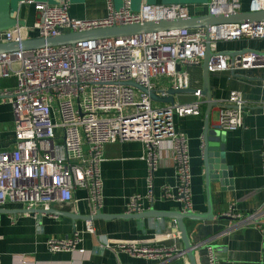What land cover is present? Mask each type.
I'll return each instance as SVG.
<instances>
[{"label": "built area", "instance_id": "1", "mask_svg": "<svg viewBox=\"0 0 264 264\" xmlns=\"http://www.w3.org/2000/svg\"><path fill=\"white\" fill-rule=\"evenodd\" d=\"M108 14L99 20H80L70 14V0L60 4L23 0L18 4L17 24L0 31V44L21 43L31 38L58 37L69 32H85L113 26H128L159 21H184L190 18L187 5L144 3L132 11V0H106ZM36 15L31 25L24 9ZM213 16L236 15L242 0H210ZM250 12L264 11V0H251ZM210 73L264 69V51H250L237 57L216 52L219 41L264 39V21L222 24L210 27ZM207 30L175 29L132 36L81 41L74 45L45 46L0 54V79H14L11 87L0 89L3 103L12 107V147L0 151V206L7 202L31 210L49 211L52 205L74 201L75 192H86V200L95 216L103 207L104 183L101 165L109 144L140 142L141 160L147 164V193L130 197L126 214H140L147 203L155 201L154 174L164 158L174 162L177 192L165 188L162 200H175L181 212L191 210V169L189 142L178 132L175 119L201 115L202 90L186 104L153 106L150 96L126 83L154 89L153 79L170 77L174 89L190 88V74L179 70L180 64L201 65L206 56ZM246 101L239 91H232L219 102L218 126L224 132L244 128ZM264 107V103H262ZM264 158V150L262 152ZM226 213L241 226H252L264 235V204L252 213L243 214L233 207ZM92 221L84 231L70 237L49 238L52 253L75 252L84 235L94 234ZM111 249V245H105ZM133 257L165 263L183 256L173 247L140 245L126 242L115 246ZM208 264H219L216 251L207 247ZM0 264L2 255L0 254ZM14 264H33L20 257Z\"/></svg>", "mask_w": 264, "mask_h": 264}, {"label": "crops", "instance_id": "2", "mask_svg": "<svg viewBox=\"0 0 264 264\" xmlns=\"http://www.w3.org/2000/svg\"><path fill=\"white\" fill-rule=\"evenodd\" d=\"M18 4L23 0H15ZM44 3H61V0H36ZM122 1V0H121ZM183 4L189 7L190 17L207 15L210 0H132V11L138 12L144 3L151 5ZM251 0H242L240 13L250 12ZM115 8L116 3L114 0ZM123 4V3H122ZM70 14L80 20H99L107 16L106 0H70ZM28 24L36 13L24 9ZM33 21L30 23V20ZM264 51V39L219 41L216 52L243 53ZM245 52V53H247ZM203 62V61H202ZM179 70L190 74V89H203L204 77L200 65L180 64ZM14 79H0V89L11 87ZM154 89H170V77L153 79ZM209 85L213 107L210 109L209 126H218L219 102L228 99L232 91L242 93L245 105L244 128L225 135L226 159L231 167L232 187L222 190L220 183L211 184V200L214 221L185 219L190 242L196 249L197 264H208L207 247L215 249L219 264H264V235L252 226H241L235 221L218 220L231 207L243 214L252 213L264 204V69L235 70L210 73ZM176 104L195 100L192 93L175 96ZM153 106L169 105L153 101ZM207 99L203 96L201 115L176 118L175 126L189 142L192 212H208L207 180L203 166L202 150ZM14 115L11 105L0 97V151L8 150L13 143ZM140 142H118L105 147L101 174L104 183V203L101 209L105 218L92 221L94 234L84 235L77 249L85 253L61 252L52 254L47 250L49 238L70 237L75 230L84 231V219L92 214V206L86 200V192L77 190L73 202L52 205L47 212L38 207L27 210L22 205L7 202L0 206V254L3 264L17 263L20 257L33 264H190L186 255L165 263L133 257L117 250L115 246L126 242L140 245H156L183 250L181 235L171 218L136 220L132 217H117L126 214L129 199L134 194L147 193V164L141 160ZM155 201L147 203L145 211L155 209L171 215L181 210L175 200H162V190L177 192V177L174 162L166 157L154 174ZM35 211V212H34ZM40 211H44L40 213ZM54 211L56 214L51 213ZM34 212V213H30ZM69 216H74L71 219ZM113 217V218H111ZM116 217V218H115ZM232 227L233 229L225 232ZM111 245V249L105 245Z\"/></svg>", "mask_w": 264, "mask_h": 264}, {"label": "water", "instance_id": "3", "mask_svg": "<svg viewBox=\"0 0 264 264\" xmlns=\"http://www.w3.org/2000/svg\"><path fill=\"white\" fill-rule=\"evenodd\" d=\"M15 0H0V31L8 30L14 27L17 24H23V21H18L17 18L12 13V2ZM264 21V11L262 12H245L238 13L236 15L230 16H213L208 13L202 17H190L187 20L180 21H159V22H149L143 24L136 25H128V26H113L109 28H100L85 32H69L58 37H50V38H31L18 42H10L0 44V54L7 52L22 50H35L40 49L45 46L55 47L61 45H74L81 41L88 40H97L102 38H112V37H124V36H132L140 33H152L159 31H169L175 29H197L204 28L207 30L206 36V56L203 59L202 64L200 65L203 71L204 77V86L202 89V95L207 99V111L205 116V125H204V135H203V150H202V158H203V166L207 180V193H208V212L204 215L196 214L192 211H187L183 213L181 211L172 212L171 215H166L167 213L157 211L155 209H149L148 211H144L140 214H129V215H119L117 217H132L136 220L143 219H155V218H171L174 220V225L177 227L179 231L183 243L182 252L186 255L190 261V264H197L196 260V249L198 247L194 246L190 242V237L188 234L187 227L185 225V219H191L194 221H214L215 217L213 215V206L211 200V184L212 183H220L222 190H226L228 187H232V178L233 173L230 166L227 164L226 159V143H225V135L226 132L220 130L219 126H213L212 128L209 126V116L208 113L210 109L213 107L215 103L212 101L211 90L209 85L210 72L208 71V64L210 58L214 55L211 50V38H210V27L218 26L222 24H231V23H244V22H260ZM247 51H244L245 53ZM243 53H234L229 52L232 58L242 55ZM127 85L138 88L144 93L148 94L153 101H160L166 103L168 105H175L176 100L175 96L184 94V93H192L194 94L196 90L186 89V90H177L174 87L170 89H152L148 90L137 83L129 82ZM35 212V211H34ZM30 212V213H34ZM44 211H40L43 213ZM47 212V211H45ZM50 213V212H47ZM51 213L56 214L54 211ZM104 214L100 210L95 216H88V218L84 219L85 221H91L99 218H105ZM71 219H74V216H69ZM113 218V217H111ZM116 218V217H115ZM218 220H227V221H235L233 218L223 215L222 217H217ZM107 219V218H105ZM230 227L225 232L232 230Z\"/></svg>", "mask_w": 264, "mask_h": 264}, {"label": "rangeland", "instance_id": "4", "mask_svg": "<svg viewBox=\"0 0 264 264\" xmlns=\"http://www.w3.org/2000/svg\"><path fill=\"white\" fill-rule=\"evenodd\" d=\"M18 2L19 1H13L12 2V13L15 17H17V13H18ZM115 3H116V7L117 9L119 10L121 7H122V1L121 0H115ZM50 5H57V4H60V3H49ZM165 4H172V3H165ZM173 5V4H172ZM33 21V19L30 20V23Z\"/></svg>", "mask_w": 264, "mask_h": 264}, {"label": "trees", "instance_id": "5", "mask_svg": "<svg viewBox=\"0 0 264 264\" xmlns=\"http://www.w3.org/2000/svg\"><path fill=\"white\" fill-rule=\"evenodd\" d=\"M15 84V80H13V83H12V85L11 86H13Z\"/></svg>", "mask_w": 264, "mask_h": 264}]
</instances>
